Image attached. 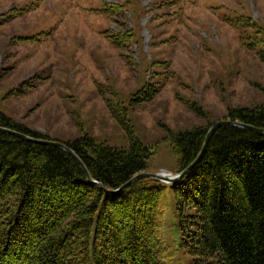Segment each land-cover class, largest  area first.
I'll list each match as a JSON object with an SVG mask.
<instances>
[{"label": "rangeland", "instance_id": "1", "mask_svg": "<svg viewBox=\"0 0 264 264\" xmlns=\"http://www.w3.org/2000/svg\"><path fill=\"white\" fill-rule=\"evenodd\" d=\"M263 46L264 0H0V111L53 140L88 135L126 149L112 107L153 149L144 173L176 175L168 130L264 105ZM150 87L153 100L134 102ZM166 193L163 235L172 247L179 235ZM187 260L179 251L173 264Z\"/></svg>", "mask_w": 264, "mask_h": 264}, {"label": "trees", "instance_id": "2", "mask_svg": "<svg viewBox=\"0 0 264 264\" xmlns=\"http://www.w3.org/2000/svg\"><path fill=\"white\" fill-rule=\"evenodd\" d=\"M110 38L116 46L123 42ZM256 52L264 64V46ZM143 92L134 102L157 94L154 87ZM109 108L128 135L126 149L88 135L53 140L0 111V127L65 143L99 183H90L67 152L0 131V264H173L179 251L187 264H264V136L222 126L176 183L143 178L112 194L106 190L146 172L153 149ZM189 108L205 119L201 107ZM224 120L264 129V105L230 108ZM215 123L176 133L167 129L180 172L198 158ZM168 189L179 235L172 247L163 235Z\"/></svg>", "mask_w": 264, "mask_h": 264}, {"label": "water", "instance_id": "3", "mask_svg": "<svg viewBox=\"0 0 264 264\" xmlns=\"http://www.w3.org/2000/svg\"><path fill=\"white\" fill-rule=\"evenodd\" d=\"M227 125L242 127V128H245V129H248V130H251V131L257 133L258 135L264 136V129H258V128H255V127H252V126H249V125H246V124H242V123H238V122H232V121H228V120L219 121V122L215 123L211 127V129L208 131L207 136H206V140H205V143H204V146H203V149H202L200 155L195 160V162L192 163L185 171H182V172H180L179 174H176V175L141 173L139 175H136L133 179H131L129 182H127L121 188H119L117 190H113V191L106 190V192H108V193L110 192L112 194L119 193L120 191H122L125 188L129 187L130 185H132L134 182H136V181H138L140 179H143V178H151V179L160 181V182L165 183V184H170V185L176 183L177 181L182 179L189 171H191L193 169V167L197 164V162L200 160V158L204 154V152H205V150L207 148V145H208L212 135L214 134V132L217 129H219L220 127L227 126ZM0 131L12 134V135H14V136H16L18 138H21L23 140H26V141H31V142H35V143H38V144L53 146V147L59 148V149L65 151V152H67L80 165V167L82 168V170H83L84 174L86 175V178L88 179V181L90 183H93V184H99L97 181H94L91 178V176L89 175V172H88L87 168L85 167L84 163L77 156V154L69 146H67L65 143L58 142V141L34 139V138H32L30 136H27L25 134L13 131V130L8 129V128H3V127H0Z\"/></svg>", "mask_w": 264, "mask_h": 264}]
</instances>
